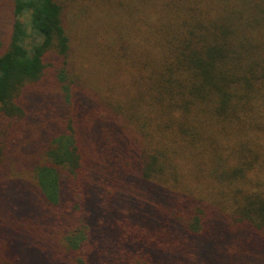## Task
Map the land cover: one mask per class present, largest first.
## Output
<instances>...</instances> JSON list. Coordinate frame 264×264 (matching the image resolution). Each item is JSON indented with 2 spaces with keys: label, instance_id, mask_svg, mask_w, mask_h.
I'll return each instance as SVG.
<instances>
[{
  "label": "trees",
  "instance_id": "16d2710c",
  "mask_svg": "<svg viewBox=\"0 0 264 264\" xmlns=\"http://www.w3.org/2000/svg\"><path fill=\"white\" fill-rule=\"evenodd\" d=\"M0 264H264V0H0Z\"/></svg>",
  "mask_w": 264,
  "mask_h": 264
}]
</instances>
